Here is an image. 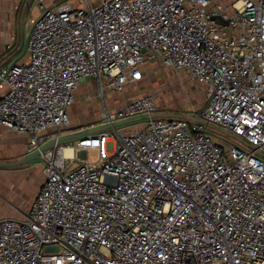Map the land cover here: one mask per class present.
<instances>
[{"label":"built area","instance_id":"1","mask_svg":"<svg viewBox=\"0 0 264 264\" xmlns=\"http://www.w3.org/2000/svg\"><path fill=\"white\" fill-rule=\"evenodd\" d=\"M33 1L27 60L0 67V126L27 154L69 125L82 81L104 100L153 61L201 86L206 124L116 125L160 113L152 93L104 104L106 129L40 150L27 211L0 218V264H264V0Z\"/></svg>","mask_w":264,"mask_h":264},{"label":"rangeland","instance_id":"2","mask_svg":"<svg viewBox=\"0 0 264 264\" xmlns=\"http://www.w3.org/2000/svg\"><path fill=\"white\" fill-rule=\"evenodd\" d=\"M51 1L53 3L69 1L74 7H76L78 5H82L83 0ZM90 1L98 2L99 0ZM44 2L46 4L50 3L49 0H44ZM31 9L33 11L36 10V6L34 3L32 4ZM85 83L86 86L84 85L85 87L81 95V100L77 101L75 96L76 101L72 104V106L74 105V107L70 106V108H68L67 110L69 125L65 126L61 130V134L70 132L74 128L71 125L74 115H76L80 123H98L103 113L104 104H106L108 108L114 109L117 102L127 101L131 97L143 93L154 94L158 98V108L160 110L181 114L196 113L203 106L205 101L203 89L201 88V86L189 80L185 73L166 68L154 61L148 62L144 65L143 76L138 81L127 84L122 91L117 92L116 94L113 93L111 95H106L104 100L99 96L98 90L95 89V86H92V78L86 79ZM110 101H112L113 103L110 104ZM71 108H74L76 113L72 112ZM133 129L134 128H130L127 131H132ZM215 130L220 132L223 136L230 137L227 133L219 129L215 128ZM55 132L56 130H52L47 133L53 136ZM109 138L110 139L107 142V149L108 151H111L113 149L114 142L111 140V137ZM87 161H97V152L95 149L87 150ZM40 163L41 162H38V160H33L21 166L22 168L29 169L31 170V172H33V176H31L30 178L32 180H28L27 184L23 181L20 182L19 186H15V192L13 193L15 194V196L13 195L12 202H9V205L14 204L16 206L15 202L26 200L27 195H31L34 192V189L36 190L42 183L44 175L42 173V166Z\"/></svg>","mask_w":264,"mask_h":264},{"label":"crops","instance_id":"3","mask_svg":"<svg viewBox=\"0 0 264 264\" xmlns=\"http://www.w3.org/2000/svg\"><path fill=\"white\" fill-rule=\"evenodd\" d=\"M223 1L227 2L229 0ZM49 2L53 3L51 0ZM33 3V0H0V67L2 65L27 60L25 40L30 28V20L37 15V11L31 9ZM85 81L86 79L80 83L76 90L75 96L77 101L81 100V95L86 86ZM92 86H95V89L98 90L94 80ZM3 91L4 89L0 87V96L3 94ZM113 93L116 94L117 92ZM124 102H117L116 107ZM112 103L110 101V104ZM71 109L72 112H75L74 108ZM159 112L174 113L164 110H159ZM99 122L83 124L74 115L71 124L74 128L70 132L93 129L99 126ZM27 141V135L19 134L4 126H0V162H13L28 155L25 152ZM78 157L83 158L84 152H78ZM22 165L25 164L15 167H0V218L22 217L38 190V188L36 190L34 189L31 195H27L26 200L17 201L18 204L15 202L16 206L14 204L9 205V202H12L13 195L15 196L13 194L15 192V186H19L20 182L24 181L27 184L28 180H32L30 178L33 176V172L29 169L22 168Z\"/></svg>","mask_w":264,"mask_h":264},{"label":"water","instance_id":"4","mask_svg":"<svg viewBox=\"0 0 264 264\" xmlns=\"http://www.w3.org/2000/svg\"><path fill=\"white\" fill-rule=\"evenodd\" d=\"M157 116L185 117V118H188L190 120L197 121L200 124H206L201 119L196 117L194 114L163 113L162 112V113H154V114H151V115H140V116L132 117V118H129V119H126V120L119 121V122L116 123V125H124V124H128V123H131V122H134V121H137V120H142V119H145V118H148V117H157ZM208 125H210L213 128L219 129V130L227 133L228 135L232 136L234 139L238 140L242 144H245L246 146H248L250 148H253V146L250 143L245 141L239 135H236V134H233V133H231V132H229L227 130H224L223 128H220L219 126H215V125H212V124H208ZM107 127H108V125H102V126H97V127L93 128V129L82 130V131H78V132H67V133H64V134H60L59 136H56V137L52 138L46 144L41 146L40 150L44 151V150H46V149H48V148H50V147H52V146H54L56 144L65 143L67 141H71V140L77 139V138H79L81 136H84V135H87V134H90V133H93V132H96V131H100V130L106 129ZM40 150L35 151V152L31 153V154H28L25 157H23V158H21L19 160L13 161V162H0V167H15V166H18V165H21V164L28 163V162H30L32 160H37L39 158ZM259 153L262 156H264V152L260 151Z\"/></svg>","mask_w":264,"mask_h":264},{"label":"bare ground","instance_id":"5","mask_svg":"<svg viewBox=\"0 0 264 264\" xmlns=\"http://www.w3.org/2000/svg\"><path fill=\"white\" fill-rule=\"evenodd\" d=\"M64 153H65V156H71L72 151H71V149L69 147L66 146L64 148Z\"/></svg>","mask_w":264,"mask_h":264}]
</instances>
